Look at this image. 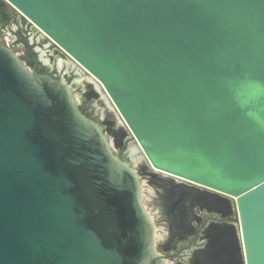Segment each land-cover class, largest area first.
I'll use <instances>...</instances> for the list:
<instances>
[{
  "label": "water",
  "instance_id": "1",
  "mask_svg": "<svg viewBox=\"0 0 264 264\" xmlns=\"http://www.w3.org/2000/svg\"><path fill=\"white\" fill-rule=\"evenodd\" d=\"M3 1L89 89L0 40V264H169L132 148L236 197L244 264H264V0ZM88 93L135 136L127 160L80 109Z\"/></svg>",
  "mask_w": 264,
  "mask_h": 264
},
{
  "label": "flooded vegetation",
  "instance_id": "2",
  "mask_svg": "<svg viewBox=\"0 0 264 264\" xmlns=\"http://www.w3.org/2000/svg\"><path fill=\"white\" fill-rule=\"evenodd\" d=\"M13 31L15 35L20 36L21 41L15 42L14 40L12 48L16 49L23 42L25 43L26 39L33 43L30 38L33 34L31 29L24 27L21 19L15 15L9 5L0 0V32L3 36L15 37ZM33 39L35 40L33 48L40 60V70L50 72L57 77L60 76L61 74L57 71V55H54L52 50L39 38L34 36ZM37 46H40L43 50L44 48L48 49L47 51L53 56V64L46 63L43 60L40 52L42 50ZM28 62L32 64L30 59H28ZM88 98H90L89 93ZM80 109L88 117L100 122L92 102L84 101ZM107 122L111 124L114 121L108 119ZM126 145L124 143L119 154L127 160L128 150H126ZM171 191H167L162 195V205L170 220V237H168L163 249L160 251L167 254L168 259H175V264H228L234 258L229 253V249L225 247L227 243H234V232L232 228H229L233 219L230 215V202L218 197L207 199L206 196H202L196 202L189 203L182 197L183 195ZM231 252L233 253L234 250Z\"/></svg>",
  "mask_w": 264,
  "mask_h": 264
},
{
  "label": "rangeland",
  "instance_id": "3",
  "mask_svg": "<svg viewBox=\"0 0 264 264\" xmlns=\"http://www.w3.org/2000/svg\"><path fill=\"white\" fill-rule=\"evenodd\" d=\"M9 7L12 9L15 15L21 19L22 25L24 27L26 26L28 29H31L33 34L30 36V38L32 39L33 43H35L33 37L36 36L37 38L40 39V41H43L46 45L50 46L49 48L52 50L54 55L58 54L59 55L58 57L64 58L68 64L70 63L73 67H77L78 69L80 68V66L70 56H68L65 52H63V50L57 47V45L53 43L52 40H50V38L46 34H44L42 30H40V28H37L29 18L24 17L15 8H13V6L9 5ZM12 33L15 35L14 31ZM6 37H9L12 41L15 40V42L21 41L19 35H15V37L6 35ZM37 48L42 50L40 46H37ZM16 50H19L21 53H23L21 55H25L26 54L25 43L23 42L22 45L16 47ZM76 71L77 69L74 70V72ZM60 73L65 79L70 77L71 83L75 82V78L78 77L77 75H74L72 72H70L69 67L68 70H66V67H64L63 70L61 69ZM75 88H76L75 93L78 98L80 95L84 94V91H87V89H89L87 87V84L82 85L81 83L77 84ZM102 97H103L102 93L99 94V96L93 95L92 97L87 99V102H92L94 105L96 104L98 107L104 109L105 104H103L102 101H98L99 98ZM99 118H101L102 120L101 125L104 127V130L110 136V139H112L113 147L118 153H120L121 147L124 145V143L125 145L127 144L125 147L126 150H128V152H129V148H131V142L137 145L135 136L130 131V129L123 121V119L120 117V114L112 104H109V108L106 110V115L103 117L102 114H99ZM108 119L109 120L112 119L114 122L108 124L107 122ZM138 156H142L141 153H139ZM140 163L141 165L140 167H138L137 171L139 172V175L142 178V182L146 183V185H144L143 187L144 190H142L143 203L156 222V229H157L156 248L159 251L163 249L164 243L166 242L168 237H170V229H169L170 220L165 212V208L162 205V200H163L162 195L167 191L173 190L171 192L175 191L180 193L181 195H183L182 197L185 198V200H187L189 203L196 202V200H198V198L202 196H206L207 199L218 197L220 199H223L224 201L230 202V209H231L230 215L233 217V219L231 220V226L229 228L233 229L234 243L232 242H230V244L227 243L228 246L225 245V247L229 249V253H231L234 256V258H232L228 262V264H244L241 242H239V238H238V228H237L238 220H237V213L235 210L234 198L214 192L200 185L194 184L186 180H182L178 177L170 176L167 173L156 171L149 166L145 158L141 159ZM142 165H145L146 168L144 169ZM161 232L162 233L167 232V233L164 237H161ZM232 250H234L233 253L231 252ZM175 262H176L175 259H169V264H175Z\"/></svg>",
  "mask_w": 264,
  "mask_h": 264
},
{
  "label": "bare ground",
  "instance_id": "4",
  "mask_svg": "<svg viewBox=\"0 0 264 264\" xmlns=\"http://www.w3.org/2000/svg\"><path fill=\"white\" fill-rule=\"evenodd\" d=\"M48 49H45L44 48V50L42 49V51H40L41 52V57L43 58V60L46 62V63H49V64H53V59H52V55L47 51ZM53 53V52H52ZM56 59V58H55ZM56 63H57V68L59 69V70H63L64 69V67H66V70H68V67H69V64L67 63V61L64 59V58H62V57H58L57 59H56ZM96 81V80H95ZM75 83L76 84H79V83H81L82 85L84 84V85H86L87 84V82H86V79H85V76L84 75H81V76H78V77H76L75 78ZM96 83H97V86L98 87H100V85L102 86V84L100 83V82H97L96 81ZM106 100H107V102L109 101L110 102V98L108 97V95H106ZM99 103V102H98ZM109 104H112L113 105V103H109ZM108 104V105H109ZM106 107V106H105ZM104 107V109H103V113H102V116L104 117L105 115H106V111H105V108ZM118 115V114H117ZM121 117V116H120ZM122 118V117H121ZM119 123V122H118ZM111 143H112V145H113V142H112V139H111ZM135 152H136V149L135 148H132L131 149V155H132V158H133V160H134V165L136 166V168H138V167H140V165H141V159H143V158H146V156L144 155V154H141L142 156H138L137 154H135ZM155 170H157V171H161L159 168H155ZM144 185H146V183L145 182H143L142 183V190H144L143 189V187H144ZM235 199H236V197H234ZM167 233V232H166ZM166 233H162L161 232V237H164L165 235H166Z\"/></svg>",
  "mask_w": 264,
  "mask_h": 264
},
{
  "label": "built area",
  "instance_id": "5",
  "mask_svg": "<svg viewBox=\"0 0 264 264\" xmlns=\"http://www.w3.org/2000/svg\"><path fill=\"white\" fill-rule=\"evenodd\" d=\"M0 40H3L7 45H9L10 47H12L13 41L9 37H6V35L3 36L2 34H0ZM15 51H16V53L18 55L23 54L19 50H16L15 49Z\"/></svg>",
  "mask_w": 264,
  "mask_h": 264
}]
</instances>
